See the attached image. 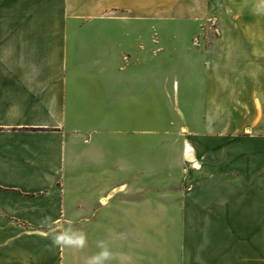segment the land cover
Returning <instances> with one entry per match:
<instances>
[{
	"label": "crops",
	"instance_id": "obj_1",
	"mask_svg": "<svg viewBox=\"0 0 264 264\" xmlns=\"http://www.w3.org/2000/svg\"><path fill=\"white\" fill-rule=\"evenodd\" d=\"M217 1L0 0V264H264V0Z\"/></svg>",
	"mask_w": 264,
	"mask_h": 264
},
{
	"label": "rangeland",
	"instance_id": "obj_2",
	"mask_svg": "<svg viewBox=\"0 0 264 264\" xmlns=\"http://www.w3.org/2000/svg\"><path fill=\"white\" fill-rule=\"evenodd\" d=\"M192 2L193 8L188 10L187 12H179L181 16L186 18H193L197 21H199V29L196 33H194V36L197 35H208V36H214L217 34V14L218 10L221 9L222 5L221 3H218L217 0H145L147 10L150 8L147 4L154 3L156 6H158L160 9L159 14L163 15L166 14L165 9L170 7L173 3L176 5H184V3ZM220 1V0H219ZM229 3H231L232 0H228ZM151 10V9H150ZM153 12V11H151ZM150 12V13H151ZM156 13L158 11H155ZM174 27V26H172ZM171 27V29H172ZM176 32L177 34L185 35V26H177Z\"/></svg>",
	"mask_w": 264,
	"mask_h": 264
},
{
	"label": "clouds",
	"instance_id": "obj_3",
	"mask_svg": "<svg viewBox=\"0 0 264 264\" xmlns=\"http://www.w3.org/2000/svg\"><path fill=\"white\" fill-rule=\"evenodd\" d=\"M79 242L82 243V238ZM55 243L56 244H70V243H72V240L69 237L61 235L55 239ZM105 255H106V253H105Z\"/></svg>",
	"mask_w": 264,
	"mask_h": 264
}]
</instances>
